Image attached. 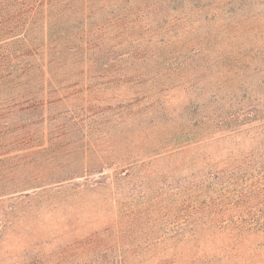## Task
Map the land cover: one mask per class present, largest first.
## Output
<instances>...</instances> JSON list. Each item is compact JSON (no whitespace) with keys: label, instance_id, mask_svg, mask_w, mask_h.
<instances>
[{"label":"trees","instance_id":"1","mask_svg":"<svg viewBox=\"0 0 264 264\" xmlns=\"http://www.w3.org/2000/svg\"><path fill=\"white\" fill-rule=\"evenodd\" d=\"M235 1L245 9L253 0ZM225 2L0 0V201L108 169L115 171L109 177L116 178L118 192L138 178L139 166L152 163L144 160L226 135L245 133L254 143L246 152L208 162L197 174L164 177L155 187L141 181L140 195L117 197L115 225L27 264H264V57L254 56L253 63L236 54L245 62L231 69L228 62L236 59L230 54L216 64L202 61L213 43L199 34L195 42L196 33L188 32L197 86L215 71L240 88L197 101L192 135H170L173 124L187 123L179 118L178 124V114L166 111L161 83V70L171 73L182 62L163 52L167 47L156 48L181 34L186 9L216 10ZM248 74H258L255 84L237 85L230 77ZM120 85L136 88L133 102L102 107L94 95ZM126 117L140 133L162 129L170 139L158 137L162 149H150L142 159L103 155L96 140L110 138Z\"/></svg>","mask_w":264,"mask_h":264},{"label":"rangeland","instance_id":"2","mask_svg":"<svg viewBox=\"0 0 264 264\" xmlns=\"http://www.w3.org/2000/svg\"><path fill=\"white\" fill-rule=\"evenodd\" d=\"M219 6L216 10L210 7L194 12L186 9L181 34L170 44L156 48L161 52L162 48L167 47L163 52L171 53L173 57L179 55L178 59L182 62V67L171 73L161 70L166 111L172 115L178 114V124L179 118L187 123L183 127L173 124L170 135L182 131L185 135H192L197 131V101H203L206 95L218 91L221 97H226L240 89L230 87L226 79L215 71L205 73L197 86V55L187 44L189 31L196 33L191 34L196 37L195 42L199 34L198 38L211 39L213 43L208 45L211 48L207 50V53L213 51L212 54L202 58V61L208 59L216 64L230 54L236 59L228 62L231 69L236 67L238 60L241 64L245 62L238 59L236 54L247 56L253 63L254 56L258 59L264 57V0H253L245 9H241L235 0H228ZM188 63H195V66H185ZM230 77L237 85L244 81L255 84L258 74ZM98 94L94 96L102 100V107L107 108L110 103L123 106L133 102L136 88L120 85ZM124 109L128 113L130 107ZM188 120L193 123L188 124ZM138 129L133 118L126 117V121L112 131L110 138L100 137L96 145L102 149L103 155L126 154L131 159H142L153 148L162 149L156 142L159 141L158 137L164 136L162 129H154L151 133H140ZM169 136L164 137L170 139ZM172 141L171 145L174 143ZM253 145L252 139L245 133L192 143L184 150L144 160L152 163L139 166L137 171H141L138 178L130 181L126 187H119L118 192L114 186L116 178L109 177L113 173L115 175V171L108 169L94 177L38 188L23 197L0 201V264H27L36 257L50 258L64 246L115 225L119 219L117 197H128L131 193L133 196L140 195L142 192L136 186L142 184L141 181L149 180L155 187L162 183L164 177L185 178L207 170L208 162L223 160L230 153L246 152Z\"/></svg>","mask_w":264,"mask_h":264}]
</instances>
